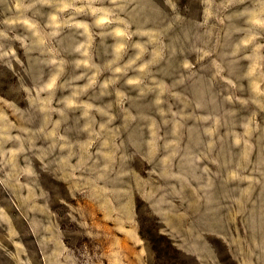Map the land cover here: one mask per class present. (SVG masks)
<instances>
[{
  "label": "rangeland",
  "instance_id": "rangeland-1",
  "mask_svg": "<svg viewBox=\"0 0 264 264\" xmlns=\"http://www.w3.org/2000/svg\"><path fill=\"white\" fill-rule=\"evenodd\" d=\"M0 264H264V0H0Z\"/></svg>",
  "mask_w": 264,
  "mask_h": 264
}]
</instances>
